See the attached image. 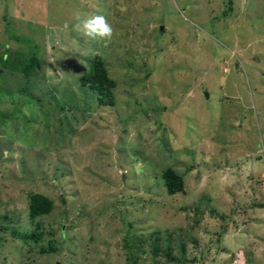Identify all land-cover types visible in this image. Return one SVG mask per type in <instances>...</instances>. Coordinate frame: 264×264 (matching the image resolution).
<instances>
[{
	"label": "rangeland",
	"instance_id": "374dc122",
	"mask_svg": "<svg viewBox=\"0 0 264 264\" xmlns=\"http://www.w3.org/2000/svg\"><path fill=\"white\" fill-rule=\"evenodd\" d=\"M92 15L110 41L73 28ZM37 223L0 264H264V0H0V235Z\"/></svg>",
	"mask_w": 264,
	"mask_h": 264
},
{
	"label": "trees",
	"instance_id": "16d2710c",
	"mask_svg": "<svg viewBox=\"0 0 264 264\" xmlns=\"http://www.w3.org/2000/svg\"><path fill=\"white\" fill-rule=\"evenodd\" d=\"M24 66L20 69V72L28 77L34 69L37 67V60L34 56L28 58L24 62ZM82 85L89 87L91 90L97 93L98 101L101 106H113L114 97L112 90L115 88V82L109 78L107 69L105 68L102 60L100 58H94L90 62L89 71L85 74L81 80ZM162 178L164 181V186L168 195H175L183 192V179L181 176L176 174L173 170L167 169L163 172ZM53 207L52 201L38 193H32L28 197V208H27V219L30 224L35 223L37 218L47 215L51 212ZM8 219V218H6ZM16 223H21L18 217H15L13 220ZM10 232H9V231ZM39 223L34 225L33 229H27L21 225L17 227H4L2 228L0 235V248L5 244L6 232H9L11 238L10 240H19L22 245L29 247L32 244L37 245L39 240L42 239V233L39 231ZM159 236V232L151 233V237ZM157 241V240H156ZM54 248H40L39 253L45 254L48 251L53 252ZM155 251H157L155 249ZM166 255H169V252H166Z\"/></svg>",
	"mask_w": 264,
	"mask_h": 264
},
{
	"label": "clouds",
	"instance_id": "9594fccd",
	"mask_svg": "<svg viewBox=\"0 0 264 264\" xmlns=\"http://www.w3.org/2000/svg\"><path fill=\"white\" fill-rule=\"evenodd\" d=\"M77 23L73 28L82 32L92 39L100 37L102 40L110 41L113 36V28L103 15H92L87 18L76 17ZM67 27V25H65Z\"/></svg>",
	"mask_w": 264,
	"mask_h": 264
}]
</instances>
